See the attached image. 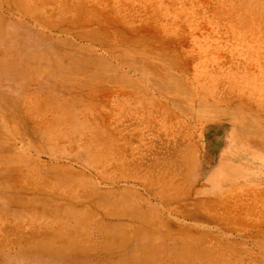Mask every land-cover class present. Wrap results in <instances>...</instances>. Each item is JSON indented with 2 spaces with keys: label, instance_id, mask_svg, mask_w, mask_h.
<instances>
[{
  "label": "rangeland",
  "instance_id": "374dc122",
  "mask_svg": "<svg viewBox=\"0 0 264 264\" xmlns=\"http://www.w3.org/2000/svg\"><path fill=\"white\" fill-rule=\"evenodd\" d=\"M0 3V264H264V0ZM50 212L79 256L38 247Z\"/></svg>",
  "mask_w": 264,
  "mask_h": 264
},
{
  "label": "bare ground",
  "instance_id": "6f19581e",
  "mask_svg": "<svg viewBox=\"0 0 264 264\" xmlns=\"http://www.w3.org/2000/svg\"><path fill=\"white\" fill-rule=\"evenodd\" d=\"M6 1V0H4ZM1 2V0H0ZM41 2V1H40ZM20 3V2H19ZM24 3V2H23ZM1 4V3H0ZM5 4H8V3H5ZM26 4V3H24ZM27 5L29 6L30 4H26V7ZM16 6V5H15ZM17 7V6H16ZM22 6H20L21 8ZM29 8V7H27ZM18 10V8H17ZM23 11V8L21 9ZM83 10V9H82ZM12 13H10L11 15ZM30 16V15H29ZM0 18H3L2 16H0ZM6 18V17H4ZM8 18V17H7ZM11 18V16H10ZM1 22V21H0ZM2 24V23H1ZM1 28V27H0ZM42 28V27H41ZM70 29V28H69ZM42 34V33H41ZM44 36H45V33H44ZM50 36V35H49ZM74 47V46H73ZM80 47V46H79ZM73 66V65H72ZM172 89V88H171ZM177 90V88H176ZM178 92V91H177ZM175 91V88L172 89L171 91V99H167V100H164L166 105L167 106H170L171 102L173 103H178L176 101L178 100H186L187 98H185V96H183L182 94V91H180L179 93H177ZM184 93V92H183ZM186 95V94H185ZM179 101V103L181 104V102ZM202 103L203 101H195L193 103V105L195 106V108L198 106V107H202ZM206 103V102H205ZM240 103V102H239ZM179 104V105H180ZM208 106H205L206 109H210L213 111V116L216 117V118H222L223 116L224 117H233L234 119H237V117H241V114L239 112H235V111H231L229 112L228 110H223L222 108H219V104L215 101L213 102H210L207 104ZM182 106V105H180ZM234 107H237V108H240L241 105L240 104H237V105H232ZM0 107H1V102H0ZM172 107V106H171ZM228 107H231V105H228ZM7 109L9 108V106L6 107ZM221 109V110H220ZM171 110V109H170ZM173 110H175V108H173ZM200 111H203L202 109L199 110ZM171 112V111H170ZM178 114V116L180 117H184L183 113L181 111H177L176 112ZM244 115V114H243ZM172 116V115H170ZM173 117V116H172ZM173 119V118H172ZM213 119V118H212ZM211 122H213V120H210ZM145 122V121H144ZM216 122V121H215ZM210 123V122H208ZM207 123V124H208ZM175 126V125H174ZM116 127V126H115ZM172 138H173V141L172 142H175V146H179V142H178V134H179V131L178 129L176 128H172ZM241 129H242V134H247L249 133L252 137V134H258L261 132H259L258 130H256V126L254 125V123H246V128L241 126ZM0 130H1V127H0ZM263 133V132H262ZM201 136V135H200ZM238 137V136H237ZM262 138V137H261ZM127 139V137H126ZM165 139V138H164ZM128 140V139H127ZM188 140V139H187ZM252 140V139H251ZM263 142V141H262ZM261 143V141H260ZM30 144V143H29ZM183 144L185 145V143L183 142ZM262 144V143H261ZM181 145V144H180ZM186 147H187V155H189V153L191 152V144H186ZM0 148H2V145H0ZM41 148V147H40ZM185 149V148H184ZM175 151V150H174ZM178 152V151H177ZM181 152V151H180ZM179 152V153H180ZM173 153V152H172ZM183 153V152H182ZM186 153V152H185ZM45 154V153H44ZM127 154V153H126ZM165 154V153H164ZM171 155V154H170ZM184 155V154H183ZM127 156V155H126ZM148 156V155H147ZM164 157V156H163ZM170 157V156H169ZM175 158V157H174ZM182 158V157H181ZM185 158V156H184ZM162 159V158H161ZM233 159V158H232ZM228 159V158H220V160L218 161V165H217V169L213 172L212 176L210 179H214V181H217L219 184L221 183H231V185L228 186V189L229 190H234L236 188H238L237 186V183H241L242 181L244 180H249L250 177L253 175L251 173H249L250 171H248L247 169H244V163L243 164H238L235 162V159ZM165 160V159H163ZM176 160H177V157H176ZM181 160V159H180ZM175 161V160H174ZM162 162V161H161ZM167 162V161H166ZM178 162V161H177ZM212 162V161H211ZM246 163V162H245ZM103 164V163H102ZM161 164V163H160ZM159 164V165H160ZM168 164H169V161H168ZM173 164V163H171ZM131 165V164H130ZM144 165V164H142ZM113 166V165H112ZM145 166V165H144ZM158 166V165H157ZM190 166V165H189ZM115 167V166H114ZM161 167V166H160ZM169 167V166H168ZM163 167H161L162 169ZM188 168V167H187ZM165 170V169H164ZM25 174V173H24ZM127 175V174H126ZM15 177V176H14ZM120 178V177H119ZM243 179V180H242ZM20 180V179H18ZM241 181V182H240ZM2 183V181H1ZM2 184H5V183H2ZM15 187V186H14ZM22 187V186H21ZM5 188V187H4ZM19 188V187H18ZM28 188V187H26ZM29 189V188H28ZM32 189V188H31ZM29 189V190H31ZM34 190V189H32ZM36 190V189H35ZM46 190V189H45ZM149 191V190H148ZM4 197L6 194H3ZM9 195V194H7ZM13 195V194H12ZM16 195V194H15ZM30 197L32 195H29ZM36 196V195H35ZM41 196V195H40ZM7 197V196H6ZM5 197V198H6ZM13 198V197H12ZM15 198V201H17L16 199H21L22 197H18L16 198V196L14 197ZM25 198L23 197V200ZM7 200L10 201V199L7 198ZM27 200V198H26ZM25 200V201H26ZM29 201V200H27ZM150 201V199H149ZM12 202V201H10ZM165 202V201H164ZM13 203V202H12ZM15 203V202H14ZM21 203V202H20ZM28 203V202H27ZM31 204V203H30ZM60 204V203H59ZM179 206V205H178ZM25 209V208H24ZM101 209V208H100ZM177 211V210H176ZM29 213H32V212H29ZM59 212H50L48 213L46 216L48 218V224H50V226L48 227L49 229V232H48V236L47 238H45L42 242L41 241H38V244H40L38 247H40L41 251H45L46 249L49 250L50 248V251L46 253L47 257L49 259H52V260H63L64 259H73L74 256L78 255L79 254H75V255H72V250L75 249L73 248L75 245H77L79 239L81 238V231H79V229L81 230V228H83L82 226V219L79 218V216H74V213L73 214H65L64 216H61L60 214H58ZM113 213V212H112ZM172 214V213H170ZM162 215V214H161ZM10 219V218H9ZM69 219H73L75 221V224L72 226V225H68V221ZM145 220V219H144ZM27 221V220H26ZM143 221V220H142ZM6 222H4L5 224ZM150 223V222H148ZM8 224V223H7ZM28 224V223H26ZM9 225V224H8ZM23 225V223H22ZM38 225V224H37ZM4 227V225H2ZM36 226V225H35ZM7 227V226H6ZM37 227V226H36ZM44 228V226H42ZM81 227V228H80ZM39 228V227H38ZM2 229V227H1ZM151 229V228H150ZM27 230V229H26ZM36 230V229H35ZM35 230H32V231H35ZM37 231V230H36ZM43 231V230H42ZM28 232H30L28 230ZM19 233V232H18ZM37 233V232H36ZM43 233V232H42ZM10 234V233H9ZM8 234V235H9ZM28 234V233H27ZM39 234V233H37ZM36 234V235H37ZM31 235V234H30ZM20 236V235H19ZM25 236V235H24ZM32 237V235H31ZM34 238V237H32ZM31 238V239H32ZM111 238V237H109ZM2 239H5V238H2ZM30 239V238H29ZM41 239V238H40ZM33 240V239H32ZM23 241V239H22ZM29 241V240H28ZM28 241H26L28 244L27 246H31V243H29ZM2 243V242H1ZM7 243V242H6ZM190 243V242H189ZM18 244V243H17ZM20 244V243H19ZM35 246V245H33ZM51 246H55L57 248H60L59 249V252H57L55 249H51ZM77 248V247H76ZM85 248V247H84ZM29 252H31L32 254L35 252L33 249L29 250ZM78 252V251H77ZM145 253V251H144ZM74 254V253H73ZM32 256V255H31ZM54 256V257H52ZM70 257H73V258H70ZM57 258V259H55ZM145 258V257H144ZM71 264H79V261H74L72 262Z\"/></svg>",
  "mask_w": 264,
  "mask_h": 264
}]
</instances>
